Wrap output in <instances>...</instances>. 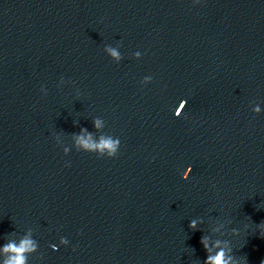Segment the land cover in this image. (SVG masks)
<instances>
[{"label": "clouds", "instance_id": "clouds-1", "mask_svg": "<svg viewBox=\"0 0 264 264\" xmlns=\"http://www.w3.org/2000/svg\"><path fill=\"white\" fill-rule=\"evenodd\" d=\"M104 51L109 54L111 58L119 62L122 59L121 53L114 47L110 45H106ZM139 56V53H136ZM63 80V78H61ZM43 90V88H42ZM255 111H259V108L255 109ZM93 125L95 128L99 129L101 127V121L99 119L93 120ZM82 132H86V129H81ZM76 143L80 146V148L84 152L88 153H100L98 157H102V154L107 152L108 157H115L118 153V149L120 146L119 139H113L111 137L101 136L99 142H94L92 139V134L89 133L86 137L81 135L76 137ZM65 153H67V149H65ZM191 166H189L190 168ZM256 227L259 229L261 233V238H264V221L260 224H257ZM190 229H196V221L192 220L189 224ZM235 234H239L236 229H233ZM61 244H66L67 241L64 238H61ZM200 243L203 245L204 250L207 255V259L204 264H248L247 256L243 255L237 257L233 254V249L231 247L227 248V253L224 248H221L220 251L216 253V255H211L209 250V245L207 243L206 237H201ZM220 242H216V247H219ZM55 248V247H54ZM38 250L37 241L25 237L20 240L19 244L15 242H9L4 245L2 251L6 255V259L3 261V264H27L28 254L36 253ZM264 264V261L261 262Z\"/></svg>", "mask_w": 264, "mask_h": 264}]
</instances>
